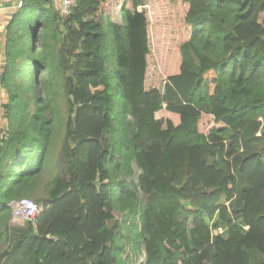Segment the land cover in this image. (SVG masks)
<instances>
[{
    "label": "trees",
    "instance_id": "obj_1",
    "mask_svg": "<svg viewBox=\"0 0 264 264\" xmlns=\"http://www.w3.org/2000/svg\"><path fill=\"white\" fill-rule=\"evenodd\" d=\"M53 1L21 0L5 27L0 242L10 203L48 162L58 173L0 264H118L114 200L140 264H264V0H123L120 22L105 0L64 17ZM160 42L164 83L149 87ZM133 161L132 189L115 179Z\"/></svg>",
    "mask_w": 264,
    "mask_h": 264
},
{
    "label": "rangeland",
    "instance_id": "obj_2",
    "mask_svg": "<svg viewBox=\"0 0 264 264\" xmlns=\"http://www.w3.org/2000/svg\"><path fill=\"white\" fill-rule=\"evenodd\" d=\"M60 1L61 0H54L53 4L56 10L58 11L59 15L64 17L65 15H67V13L62 12L61 7H60ZM122 4H123V0H105L104 7H103V16H106L107 18H109L110 22H120L121 20L120 9H121ZM125 6L128 8L130 7L129 3H127ZM259 19L261 22L264 23V12L260 15ZM154 24H158V25L160 24L159 22L152 23L153 29L157 28L160 30V33H159V36H160L161 28H163V26L160 25L161 26L160 28V26L154 25ZM162 46H163L162 42L153 46L151 63L154 65H150V68L147 73V85L149 87L155 86L157 88H161L164 83L165 64L162 62V57H161L162 55L161 47ZM0 70L2 73V68ZM0 77H1V74H0ZM0 87H1L0 122H4L7 125V119L5 117V109H4V104L5 102H7V94H6V90L2 87V84H0ZM70 103H72L71 98H69L62 92H60L59 109L61 110V118L62 117L66 118V116L68 117L69 115H71L72 110L68 109ZM63 125H64V120H59L57 124V127L59 129L58 130L59 137H58L56 145L53 147L51 151L52 160L56 158V155L61 145L60 137L64 130ZM131 169H132L131 174L121 173L115 179V181L125 180L127 182H130L132 184L131 188L133 189V186L135 184H138V177H139V174L141 173V170L134 161L131 162ZM56 173H58L57 169L55 168L53 169L51 166V163L48 162V165L46 166L43 173L41 174V177L39 178L36 186L32 189L30 193V197H26V199L35 202L34 199L36 197H40V198L45 197L47 186L49 185L52 178L57 175ZM115 181L113 183H115ZM13 203L14 202L10 203V207H11V216H10V221H9V234L10 235L7 238V240L0 242V252H2L5 248L10 246L15 241L14 239L19 234L21 228L26 227L25 223H21L20 221L16 220L17 218L13 217V208H12ZM35 203L38 204L37 202ZM113 205H114L113 206L114 207L113 208L114 218L122 224L121 226L123 227L122 230H123V235H124V238H123L124 251L122 254L118 256V261H119L118 264H140L145 259V254L143 252V245L141 243L139 244V247L137 249L133 248L134 239H130L127 237L128 226H130L128 225L130 223V216L127 213V211L119 210L118 203L116 202V200H114ZM123 220H126V223H122ZM133 222H134V225L137 231L139 227V221L136 218V220H134Z\"/></svg>",
    "mask_w": 264,
    "mask_h": 264
},
{
    "label": "built area",
    "instance_id": "obj_3",
    "mask_svg": "<svg viewBox=\"0 0 264 264\" xmlns=\"http://www.w3.org/2000/svg\"><path fill=\"white\" fill-rule=\"evenodd\" d=\"M75 0H61L60 7L63 13H70L71 7L74 5ZM22 2L19 1L17 6L20 7ZM65 11V12H64ZM13 208V217L17 218L16 220L20 221L21 223H29L34 220V217L40 210L39 205L35 202L28 200L26 198H22L19 200L14 201L12 204Z\"/></svg>",
    "mask_w": 264,
    "mask_h": 264
},
{
    "label": "crops",
    "instance_id": "obj_4",
    "mask_svg": "<svg viewBox=\"0 0 264 264\" xmlns=\"http://www.w3.org/2000/svg\"><path fill=\"white\" fill-rule=\"evenodd\" d=\"M19 1H21V0H0V69L2 68V64H3V61H4V33H5V27H6L7 23H8V21H9L10 17L19 8L17 6V3ZM0 74H1V70H0ZM0 91H1V87H0ZM6 126L7 125L4 122H0V129H3ZM92 261H90L88 264H91Z\"/></svg>",
    "mask_w": 264,
    "mask_h": 264
}]
</instances>
